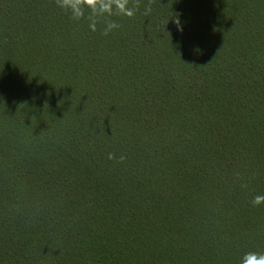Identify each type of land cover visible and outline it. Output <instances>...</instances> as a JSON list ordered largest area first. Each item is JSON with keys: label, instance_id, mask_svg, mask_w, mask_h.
<instances>
[{"label": "trees", "instance_id": "16d2710c", "mask_svg": "<svg viewBox=\"0 0 264 264\" xmlns=\"http://www.w3.org/2000/svg\"><path fill=\"white\" fill-rule=\"evenodd\" d=\"M125 7L0 0V264L264 253V0Z\"/></svg>", "mask_w": 264, "mask_h": 264}, {"label": "clouds", "instance_id": "9594fccd", "mask_svg": "<svg viewBox=\"0 0 264 264\" xmlns=\"http://www.w3.org/2000/svg\"><path fill=\"white\" fill-rule=\"evenodd\" d=\"M58 6L64 9L66 12H70L72 18L80 19L84 16V8L87 7L91 10L93 16L97 14L107 13L112 14V5L115 4L116 10L126 16H132L133 10L125 7L126 0H57ZM151 9H146L145 14L150 12ZM92 30H95V21L90 24ZM118 27L115 23L108 24L107 31ZM264 200V196H256L252 201L253 204H259ZM240 264H264V253L246 252L241 258Z\"/></svg>", "mask_w": 264, "mask_h": 264}]
</instances>
